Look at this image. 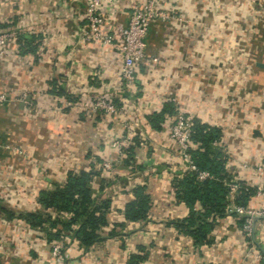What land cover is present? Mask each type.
Segmentation results:
<instances>
[{
	"label": "crops",
	"instance_id": "crops-1",
	"mask_svg": "<svg viewBox=\"0 0 264 264\" xmlns=\"http://www.w3.org/2000/svg\"><path fill=\"white\" fill-rule=\"evenodd\" d=\"M134 1L101 0L105 34L126 24ZM86 2L0 0V32L21 37L7 40L0 55V264H45L50 243L18 214L42 211L38 192L62 183L68 170L90 169L97 172L91 196L109 200L103 239L86 251L69 243L63 264H264L262 218H253L250 240L236 216L218 219L211 243L200 247L168 224L187 214L171 186L187 169L165 136L167 116L159 130L146 119L171 99L174 110L219 128L226 168L260 185L253 167L264 163V0H158L166 18L150 23L145 57L126 83L114 48L80 35ZM100 96L124 109L139 136L130 160L108 178L99 162L122 131L121 115L90 112ZM136 186L148 195L147 218L124 221ZM263 205L252 196L246 208Z\"/></svg>",
	"mask_w": 264,
	"mask_h": 264
},
{
	"label": "trees",
	"instance_id": "trees-1",
	"mask_svg": "<svg viewBox=\"0 0 264 264\" xmlns=\"http://www.w3.org/2000/svg\"><path fill=\"white\" fill-rule=\"evenodd\" d=\"M19 37L16 38L18 44L21 41ZM55 93L63 95L60 88ZM172 109V104L165 102L158 113L148 115L146 119L150 127L159 130L165 117L172 114ZM220 135L219 128L193 118L189 130L193 148L188 150V154L195 170H184L171 181L175 200L186 207L187 214L168 224L179 234L189 237L197 247L211 243V233L218 219L228 215L236 216L241 226L244 216L238 215L229 206L246 208L255 192V188L245 185L226 168L228 156L220 144ZM132 148V145L127 147L130 157ZM200 172L207 173L208 177L199 179ZM95 176L97 172L91 169L68 170L62 183L53 184L51 189L38 192L37 202L42 211L18 214V218L30 229L40 231L50 245L61 242V253L73 241L82 251H86L93 244L102 241L100 230L107 224L106 214L109 209V200L91 196L90 182ZM230 185L235 186L231 201ZM148 209V195L144 193L143 187L136 186L133 199L123 207L122 216L124 221L129 222L146 220ZM114 226L122 227L123 223ZM115 235L114 230L107 234L108 237ZM132 258L137 262L143 259L139 256Z\"/></svg>",
	"mask_w": 264,
	"mask_h": 264
},
{
	"label": "built area",
	"instance_id": "built-area-1",
	"mask_svg": "<svg viewBox=\"0 0 264 264\" xmlns=\"http://www.w3.org/2000/svg\"><path fill=\"white\" fill-rule=\"evenodd\" d=\"M101 0H87L83 19L84 26L80 29V35L87 40H96L107 46H111L116 51L119 65L118 77L122 82H131L134 77L139 62L145 57L146 42L145 36L150 23L155 19H165L166 14L157 8L158 0H135L128 14L125 25L118 27L115 33L111 36L105 34L102 30L103 16L99 11ZM18 33L16 31L0 32V55L4 53V47L7 40H16ZM94 102L89 103L88 108L92 111H102L106 115H115L120 113L119 109L108 100V98H95ZM6 101V96L0 93V106ZM171 102V99L165 100ZM191 126V119L180 114L177 115L174 125V136L176 137V144L178 149V156L183 160L186 169L195 170L188 150L193 148L189 140V130ZM129 144L127 140L120 141L121 146L127 147ZM123 157L122 153L118 154L117 163ZM102 171L110 169V162H103L100 164ZM253 172L260 178V185L255 187L253 196H258L264 200V163L253 167ZM205 172L198 173V178H207ZM230 193L235 190L234 185H230ZM237 214L244 216L240 230L244 238L250 240L252 237L253 218L264 219V205L259 209L237 208ZM62 243L57 241L50 245L48 258L45 264H63V255L61 253ZM264 261V258H262Z\"/></svg>",
	"mask_w": 264,
	"mask_h": 264
},
{
	"label": "rangeland",
	"instance_id": "rangeland-1",
	"mask_svg": "<svg viewBox=\"0 0 264 264\" xmlns=\"http://www.w3.org/2000/svg\"><path fill=\"white\" fill-rule=\"evenodd\" d=\"M124 83H126V82H124ZM240 97L243 99V101H248L243 93L240 94ZM96 98H104V97L100 96V97H96ZM105 98H108V97H105ZM95 100L96 99L94 98L91 102H94ZM108 100H110L116 106V108L119 109L120 113L115 114V115H106L102 111L98 112L96 110L92 111L89 109L90 112L96 114V116H101V117L121 115L120 122H121L122 131L120 134L112 135L111 138L106 142V148L104 150V156L102 157L101 161L99 162V170L104 176H106V178L110 177L114 173V171L117 170V168H119L118 165H124V162L130 158V156H129L130 154H128L127 147L131 145V141H133V138L139 137L136 134H133L132 125L130 124L128 117L126 116L124 109H122L120 105L115 104L110 98H108ZM172 110H173L172 114L168 115L166 117L165 136L169 140V142H171V144L172 143L174 144L175 151L178 154L176 137L179 136V134H176L174 136L175 120H176L177 115L180 113L183 116H186V115L184 113H182L178 108H175V110L174 109H172ZM130 118H131V116H130ZM123 139L127 140L129 145L127 147L121 146V150H120V147H119L120 141ZM135 144L137 145L136 141L134 142L133 145H135ZM120 152L122 153L123 157L117 163L116 159L118 158V154H120ZM107 161L110 162V169L108 171H102L100 168V164L103 162H107ZM261 164H263V163H261Z\"/></svg>",
	"mask_w": 264,
	"mask_h": 264
}]
</instances>
